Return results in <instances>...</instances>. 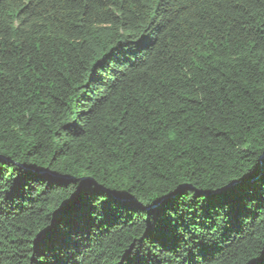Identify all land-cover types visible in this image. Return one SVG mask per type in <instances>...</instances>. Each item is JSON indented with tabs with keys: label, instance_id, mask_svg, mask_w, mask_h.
Wrapping results in <instances>:
<instances>
[{
	"label": "trees",
	"instance_id": "trees-1",
	"mask_svg": "<svg viewBox=\"0 0 264 264\" xmlns=\"http://www.w3.org/2000/svg\"><path fill=\"white\" fill-rule=\"evenodd\" d=\"M145 32L153 42L130 61L109 59L94 71L113 48L127 51L129 34ZM168 124L187 140L162 157L146 129L161 133ZM8 154L9 167L43 179L0 211V264H37L46 228L53 259L63 251L58 241L70 237L80 264H118L152 219L143 207L157 187L218 192L256 169L246 187L259 191L264 0H0V155ZM133 179L139 211L116 204L93 213L83 198ZM200 199L225 221L204 264H255L264 252V201L249 200L251 211L236 217L220 208L222 198Z\"/></svg>",
	"mask_w": 264,
	"mask_h": 264
},
{
	"label": "snow or ice",
	"instance_id": "snow-or-ice-1",
	"mask_svg": "<svg viewBox=\"0 0 264 264\" xmlns=\"http://www.w3.org/2000/svg\"><path fill=\"white\" fill-rule=\"evenodd\" d=\"M129 38L131 43L128 45L127 51L124 50V46L113 48L100 60V63L93 62L95 64L94 71L106 68L109 59H118L120 63L130 61V57L135 56L142 47H147L153 42L147 32L139 36L129 34ZM98 59L100 58L98 57ZM139 103L142 104L143 102L140 101ZM136 104L137 100H130L127 107L133 108ZM133 126L136 128V132L141 130L138 120ZM70 127L76 128V125H70ZM124 128L125 131L128 130L127 125ZM170 128L171 131H169ZM146 130L152 139L158 141V147L164 150L161 153L162 157L172 145L182 138L187 140L182 131L178 128H172L171 124L162 129L161 133L153 134L151 128ZM132 135L133 139L137 138L136 133ZM144 139L148 140V137H144ZM147 146L149 148L156 147L152 144ZM195 148L198 150L199 146L196 145ZM188 151L189 149H184L185 154ZM8 155L10 157L8 160H4L0 155V211H3L4 205L17 195H23L26 185L29 189L34 190L32 182L40 183L43 179L35 174H30L31 170H22V165L9 167L13 161L11 154ZM177 158L181 157L177 156ZM192 159L197 161V167H201L199 156L194 155ZM169 163L171 166H175V161L170 160ZM120 166L117 164V167ZM141 168L142 165H138L137 170L139 171ZM255 170L253 169L243 179L233 177L234 183H227L218 192L202 193L195 188L189 190L181 188L179 185L167 190H161L157 187V195L147 202L146 207H143V211L149 213L152 219L145 220L147 227L120 255L118 264H204L211 250L212 237L225 221L220 212H216L214 215L207 213L204 202L200 198L202 196L222 198L223 203H220V208L227 205L229 213L236 217L247 214L251 211L248 206L249 200L258 198L264 201V186L252 194L247 191L246 185L254 176ZM80 175H91V172H81ZM137 182L133 179L128 188L116 191H108L104 187H93L84 193L83 198L92 206L93 213L106 214L112 211L116 204H123L131 211H139L144 205V201L139 199L136 192L130 191V188L135 187ZM86 183L88 182L81 181L82 185ZM150 190L151 186H149ZM77 195H80L79 191H77ZM215 206V204L212 205V207ZM141 219L145 218L141 217ZM52 232V228H46L37 237L38 250L36 256L40 257L37 264H80L76 259L80 249L74 247L70 237L58 241L63 249L60 255L56 256L55 259L49 255L53 243L49 234ZM254 262L255 264H264V252H261L259 258Z\"/></svg>",
	"mask_w": 264,
	"mask_h": 264
}]
</instances>
